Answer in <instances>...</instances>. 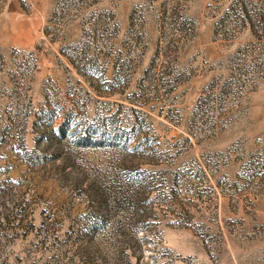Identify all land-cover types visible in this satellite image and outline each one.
<instances>
[{
    "label": "rangeland",
    "instance_id": "rangeland-1",
    "mask_svg": "<svg viewBox=\"0 0 264 264\" xmlns=\"http://www.w3.org/2000/svg\"><path fill=\"white\" fill-rule=\"evenodd\" d=\"M0 264H264V0H0Z\"/></svg>",
    "mask_w": 264,
    "mask_h": 264
},
{
    "label": "built area",
    "instance_id": "built-area-1",
    "mask_svg": "<svg viewBox=\"0 0 264 264\" xmlns=\"http://www.w3.org/2000/svg\"><path fill=\"white\" fill-rule=\"evenodd\" d=\"M251 1H253V0H251Z\"/></svg>",
    "mask_w": 264,
    "mask_h": 264
}]
</instances>
